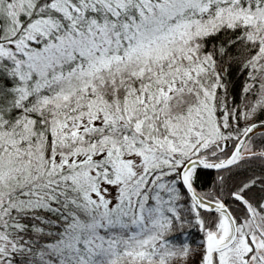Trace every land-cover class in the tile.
Wrapping results in <instances>:
<instances>
[{"label": "snow or ice", "instance_id": "snow-or-ice-1", "mask_svg": "<svg viewBox=\"0 0 264 264\" xmlns=\"http://www.w3.org/2000/svg\"><path fill=\"white\" fill-rule=\"evenodd\" d=\"M0 264H264V0H0Z\"/></svg>", "mask_w": 264, "mask_h": 264}]
</instances>
